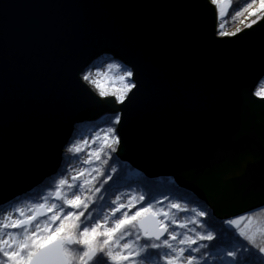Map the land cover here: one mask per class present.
I'll use <instances>...</instances> for the list:
<instances>
[{
  "label": "water",
  "instance_id": "1",
  "mask_svg": "<svg viewBox=\"0 0 264 264\" xmlns=\"http://www.w3.org/2000/svg\"><path fill=\"white\" fill-rule=\"evenodd\" d=\"M242 29L219 37L209 0H0V205L58 170L78 123L110 111L79 79L108 55L138 82L120 160L171 176L218 219L263 207L264 21Z\"/></svg>",
  "mask_w": 264,
  "mask_h": 264
},
{
  "label": "snow or ice",
  "instance_id": "2",
  "mask_svg": "<svg viewBox=\"0 0 264 264\" xmlns=\"http://www.w3.org/2000/svg\"><path fill=\"white\" fill-rule=\"evenodd\" d=\"M245 10L256 17L248 28L264 21V15H257L264 13V0L258 9L247 3ZM219 15L224 17L223 10ZM223 27L219 37L243 31L229 33ZM79 79L94 89L100 103L112 106L111 115L103 118L108 125L103 140L98 147L99 137L93 141L82 160L85 166L66 168L67 176L60 173L42 203L32 204L27 213L17 207L15 218L4 216L0 264H74L77 249L79 264H264V230L257 234L241 227L251 217L216 219L213 210L195 200L189 202L196 208H182L167 196L157 200L144 181L139 193L121 192L131 184L123 183L122 169L112 166L113 154L121 145L122 106L138 87L135 71L115 59L94 60L81 67ZM258 83L254 95L264 98V77ZM82 151L78 143L68 142L62 155L66 161L79 160Z\"/></svg>",
  "mask_w": 264,
  "mask_h": 264
},
{
  "label": "rangeland",
  "instance_id": "3",
  "mask_svg": "<svg viewBox=\"0 0 264 264\" xmlns=\"http://www.w3.org/2000/svg\"><path fill=\"white\" fill-rule=\"evenodd\" d=\"M259 3H260V0H256V2L253 4V8L254 9H258L259 8ZM218 6H219L218 4L215 5L216 12L218 11ZM262 14L263 13H257V15H262ZM255 18H256L255 16L249 17L248 12L246 11L245 14L238 20V22L232 23L229 27H226L224 31L231 33V32H235L237 29H242L244 27H247L246 25L248 23H250L251 20H253ZM241 21H244V23H241ZM216 34H218V31H216ZM106 56L107 55L99 56L97 58L98 59L97 62H100V61L112 62L113 61L112 59H109V58L105 59ZM105 66H106V64H105ZM263 77H264V74H263ZM259 88H260V84L258 83L256 88H255V90H254V93ZM93 91H94V89H93ZM76 126H77V130L73 131L72 136H71V138L69 139L68 142L78 143L80 145V147L83 149L82 153L80 154V159L79 160L71 159V160H67L66 161L63 158V155H62V154L65 153V147H64V149H63V151L61 153V162H60V166H59L58 170L55 173H53L52 175H50V176H48L47 178L44 179V180L47 179V183H42V187L40 188V191L38 192V194L35 196V194L33 195V193H35V192L34 191H30L29 195L17 198L15 200H12L10 202H7L5 204L0 205V221L3 220L5 215H8L10 213L13 214V218L18 216V213L15 212V209L17 207L22 208L27 213V212L30 211L32 204H34V203H42L44 201V198L48 196L49 191L52 188H54L55 183L60 178H62L60 173L64 172L65 176L69 175V172L65 171L66 168L67 169H78L79 167L85 166V165L82 164V160L86 159L88 157V152L91 150V146L93 145V141L96 140L97 137H99V140L97 141L96 146L98 147L99 144L102 142L104 132L106 131L108 125L107 126L98 125L94 129L89 127V125L82 126V127H78V125H76ZM118 160L121 161V162H125L123 160H120L119 158H118ZM113 163L116 164L115 161ZM114 164L112 166H114ZM115 167L118 168V169L125 168V167H123V163L116 164ZM122 182L125 183L124 181H122ZM133 186L137 187V183H134ZM130 191H135V192L139 193V191H136L135 189H132V188H121V192H130ZM140 191H142V190H140ZM116 194L119 195L120 193H116ZM166 194L167 193H164L163 196L160 195V194H156L155 196H156L157 200H163L164 196H167ZM193 197L196 198V196H194V195H193ZM168 200H169V202L179 203L182 208H184V207L196 208L197 207L196 204L194 205V204H191V203H190L191 204V207H190V206L187 205L185 199H177L174 196L168 197ZM238 217H240V216L238 215L236 217H231V218H238ZM248 217H251V219L250 220L249 219H245V221L243 223H241V227L242 228H244L245 230H250L251 232H254V233H257V234H259L262 230H264V217H262V219L259 220V221L254 220L253 216H248ZM78 254H79V250H75L74 263H76V264H79Z\"/></svg>",
  "mask_w": 264,
  "mask_h": 264
},
{
  "label": "trees",
  "instance_id": "4",
  "mask_svg": "<svg viewBox=\"0 0 264 264\" xmlns=\"http://www.w3.org/2000/svg\"><path fill=\"white\" fill-rule=\"evenodd\" d=\"M255 2H256V0H219V2L217 3L219 5L218 11L216 12V31L220 30V25H224V27H223V31H224L225 28L229 27L232 23L238 22V20L246 12L245 9L247 7V3L254 4ZM221 10H223V12L225 13L223 18H221L219 15ZM236 12H240V15L237 16ZM108 58H109V56L107 55L105 57V59H108ZM97 60L98 59H96L95 61H97ZM109 115H111L110 111L107 112V114H104L100 117L85 120L82 123H78L77 125H78V127L89 125V127H91L92 129H94L98 125L107 126V124H105L103 122V118H105ZM76 130H77V126H76V128H74V131H76ZM114 156H115V163L116 164L123 163V167H125L123 169L121 168L123 171V174H124L122 181H124L125 183L131 184L132 189H135L136 191L141 192L140 190H143V189L140 187L139 182L144 181L150 185L154 195L160 194V193H163V194L167 193L166 194L167 197L174 196L176 198L181 197V198L185 199L187 205L190 207H191V204L195 205V203L189 202L190 200L198 201L201 205L208 207L201 199L194 198L189 190H187V189L179 186L178 184H176L171 176L147 177V176L143 175L140 171H138V170L134 169L133 167H131L130 165H128L127 163L119 161L118 158L116 157V155H114ZM116 164H114L113 167H115ZM133 181H135L137 183V187L133 186V184H134ZM42 183H47V179L44 180L43 182H41L39 185L29 189V191H27V192L34 191L35 193H33V195L35 194V196H36L38 194V192L40 191V188L42 187ZM24 194H26V192L23 193L22 195H24ZM239 216H245V217L253 216L254 220L259 221L262 219V217H264V206L261 208H258L256 210H253L252 212L250 211L248 213H244V214L239 215ZM216 219H218V218H216ZM73 255L75 257V250H74ZM74 264H76V263H74Z\"/></svg>",
  "mask_w": 264,
  "mask_h": 264
},
{
  "label": "clouds",
  "instance_id": "5",
  "mask_svg": "<svg viewBox=\"0 0 264 264\" xmlns=\"http://www.w3.org/2000/svg\"><path fill=\"white\" fill-rule=\"evenodd\" d=\"M218 35V34H217ZM256 88V87H255Z\"/></svg>",
  "mask_w": 264,
  "mask_h": 264
},
{
  "label": "bare ground",
  "instance_id": "6",
  "mask_svg": "<svg viewBox=\"0 0 264 264\" xmlns=\"http://www.w3.org/2000/svg\"><path fill=\"white\" fill-rule=\"evenodd\" d=\"M82 123V122H81Z\"/></svg>",
  "mask_w": 264,
  "mask_h": 264
}]
</instances>
